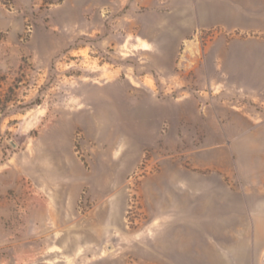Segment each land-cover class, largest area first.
I'll use <instances>...</instances> for the list:
<instances>
[{
    "label": "rangeland",
    "instance_id": "obj_1",
    "mask_svg": "<svg viewBox=\"0 0 264 264\" xmlns=\"http://www.w3.org/2000/svg\"><path fill=\"white\" fill-rule=\"evenodd\" d=\"M221 147L262 201L264 0H0V264H264L260 227L169 257Z\"/></svg>",
    "mask_w": 264,
    "mask_h": 264
},
{
    "label": "crops",
    "instance_id": "obj_2",
    "mask_svg": "<svg viewBox=\"0 0 264 264\" xmlns=\"http://www.w3.org/2000/svg\"><path fill=\"white\" fill-rule=\"evenodd\" d=\"M221 148L225 152L223 157L225 166L222 165L217 170L209 172L216 184V194L223 201L220 206H166L162 209L164 213L160 215V220H164L165 226L178 228L173 232L174 238L169 241L172 243L171 248L174 253L169 257L180 259L190 257L187 253L190 251L191 241L194 242L190 240V235L208 236L207 241L216 242L214 237L216 235L237 236L240 234L249 235V241L253 242V236L258 233V231L255 232V227H258L257 230L260 227L261 234L264 236V198L254 206H238L237 190L232 184V180L237 182V179L230 171L232 168L231 151L229 148ZM192 168L199 170L203 167L196 164ZM185 188L189 190L190 186L187 184L183 186V189ZM190 225L197 226V228L190 229ZM202 225L209 227V230L201 229ZM238 226L241 227L240 231H238ZM246 241L248 239H245ZM208 257L229 258L230 256L220 254Z\"/></svg>",
    "mask_w": 264,
    "mask_h": 264
}]
</instances>
